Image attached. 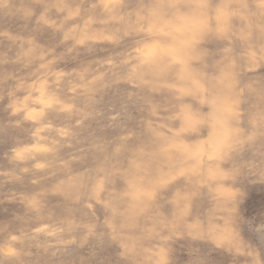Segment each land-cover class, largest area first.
<instances>
[{"label":"rangeland","instance_id":"rangeland-1","mask_svg":"<svg viewBox=\"0 0 264 264\" xmlns=\"http://www.w3.org/2000/svg\"><path fill=\"white\" fill-rule=\"evenodd\" d=\"M0 264H264V0H0Z\"/></svg>","mask_w":264,"mask_h":264}]
</instances>
